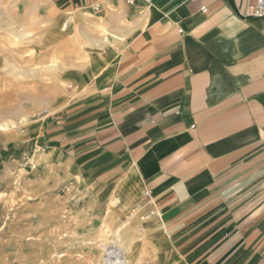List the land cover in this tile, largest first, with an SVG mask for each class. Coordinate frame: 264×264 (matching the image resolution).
Returning <instances> with one entry per match:
<instances>
[{"label": "crops", "instance_id": "0c3cea01", "mask_svg": "<svg viewBox=\"0 0 264 264\" xmlns=\"http://www.w3.org/2000/svg\"><path fill=\"white\" fill-rule=\"evenodd\" d=\"M257 1L0 0V34L41 18L48 52L70 21L84 35L65 86L52 77L68 108L48 141L70 184L146 211L167 264H264V16L242 13Z\"/></svg>", "mask_w": 264, "mask_h": 264}, {"label": "rangeland", "instance_id": "374dc122", "mask_svg": "<svg viewBox=\"0 0 264 264\" xmlns=\"http://www.w3.org/2000/svg\"><path fill=\"white\" fill-rule=\"evenodd\" d=\"M65 20L56 22L62 28ZM43 24L31 19L24 27L33 33L15 35V19L1 21L0 264H104L106 247L124 258L133 252V264H167L150 241L146 211L122 210L108 196L70 184L56 160L45 127L68 107L54 106L52 77L55 88L65 86L57 78L80 64L84 35L74 34L70 21L65 47L48 52L38 43Z\"/></svg>", "mask_w": 264, "mask_h": 264}, {"label": "built area", "instance_id": "2783aa9c", "mask_svg": "<svg viewBox=\"0 0 264 264\" xmlns=\"http://www.w3.org/2000/svg\"><path fill=\"white\" fill-rule=\"evenodd\" d=\"M129 3H134L135 0H127ZM97 9V8H95ZM203 11H207L204 9ZM243 16L245 18H260L264 16V0H258L257 4L254 6H249L247 7L243 12ZM118 251L115 250L112 247H106L105 248V263L104 264H115L114 260L113 262L110 259H115L114 257L117 258L116 253ZM120 255H122L120 252H118ZM118 254V255H119ZM120 258V256H119Z\"/></svg>", "mask_w": 264, "mask_h": 264}, {"label": "bare ground", "instance_id": "6f19581e", "mask_svg": "<svg viewBox=\"0 0 264 264\" xmlns=\"http://www.w3.org/2000/svg\"><path fill=\"white\" fill-rule=\"evenodd\" d=\"M53 36V35H52ZM45 37V36H44ZM47 38V37H46ZM59 38V37H58ZM54 39V38H53ZM53 43V42H52ZM57 44V43H56ZM121 253V252H120ZM119 253H116V257H114L115 259H110L112 262L114 260L115 264H133V258H134V254L133 252H128V254H126V258H124L123 255H118ZM120 256V258H119Z\"/></svg>", "mask_w": 264, "mask_h": 264}]
</instances>
